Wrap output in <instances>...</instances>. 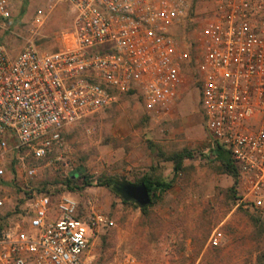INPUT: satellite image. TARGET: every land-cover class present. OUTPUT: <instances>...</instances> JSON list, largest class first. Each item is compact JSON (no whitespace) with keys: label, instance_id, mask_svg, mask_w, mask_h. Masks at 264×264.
<instances>
[{"label":"built area","instance_id":"1","mask_svg":"<svg viewBox=\"0 0 264 264\" xmlns=\"http://www.w3.org/2000/svg\"><path fill=\"white\" fill-rule=\"evenodd\" d=\"M13 1L0 0V29L10 33ZM65 1L72 21L58 49L37 44L47 17L39 8L28 36L13 33L24 42L16 55L0 39V175L9 154L24 166L29 153L44 158L65 128L122 94L138 92L148 111L168 108L194 61L206 131L236 167V205L264 212V0H214L196 23V56L175 35L192 24L189 0ZM35 172L25 166V176ZM25 193L26 205L9 208L19 218L0 226V264H88L92 236L115 226L92 198ZM223 238L214 228L208 243Z\"/></svg>","mask_w":264,"mask_h":264},{"label":"rangeland","instance_id":"2","mask_svg":"<svg viewBox=\"0 0 264 264\" xmlns=\"http://www.w3.org/2000/svg\"><path fill=\"white\" fill-rule=\"evenodd\" d=\"M189 2L192 24L176 30L175 35L190 43L192 56H196V23L212 15L214 0ZM38 8L45 10L47 17L37 44L41 50L59 48V33L71 26L69 4L65 0H14L7 23L12 33L0 29V39L10 54L18 53L24 44L13 33L28 36ZM194 64L184 65V82L168 108L148 111L138 92L122 94L117 102L65 128L44 158L27 154L25 166L36 170L32 177L25 176V166L9 154L0 175V198H5L0 213L10 211L13 205H26L27 189L34 193L41 189L52 196L70 192L81 205L94 199L96 209L114 220L115 226L104 230L108 260L117 255L120 264H264V212L236 205L234 178L209 156L214 143L203 122ZM158 151L166 155L185 151L189 156L174 176L173 163L158 157ZM12 158L15 173L10 167ZM74 169L90 179L106 175L127 183L152 172L172 180V187L143 215L134 203H124L103 186L64 188L63 181ZM77 185L82 186V179ZM8 216L9 220L19 218L14 213ZM214 228L224 237L218 247L208 243ZM95 236V264H99V233L92 238Z\"/></svg>","mask_w":264,"mask_h":264},{"label":"trees","instance_id":"3","mask_svg":"<svg viewBox=\"0 0 264 264\" xmlns=\"http://www.w3.org/2000/svg\"><path fill=\"white\" fill-rule=\"evenodd\" d=\"M156 155L158 157L162 156L164 160H170L173 163V175L176 176L182 170L183 160L186 156H189V153L185 151H179V152H174V153L166 155L165 153L158 151ZM209 156H212L214 160L220 163V168L224 173L234 178V182L236 186V183H237L236 167L230 157L229 150L224 148L219 143H214ZM13 165H14V161L12 159L10 162V167H11V171L15 173ZM79 179L80 180L82 179V186L77 185V180ZM63 183H64L63 187L68 188L69 190H73L74 188L80 189L83 186H91L92 184L103 186L105 188H108L118 197H120V199L124 203H134V205L139 208V210L141 211V214L143 215L146 214V212L152 205H154V203L160 197V195L164 194L172 187V180H165L161 178L159 175H157L156 173H152V172L143 174L142 176L137 178L135 184L141 183L147 187L151 195L150 197L151 201L149 204L145 206H140L135 201L128 199L121 192L120 185H122L123 183H127V182H119L117 181L116 178L111 177V176L100 175L96 179H90V177H88L87 174L80 172L78 169H74L67 175ZM233 187L234 185L231 187L230 189L231 191H234ZM40 190H38V192H42ZM47 192L48 191H46L45 193ZM10 214H11V211H7L3 215H0V226H2L8 221V217H9L8 215ZM258 220L259 219H257V221Z\"/></svg>","mask_w":264,"mask_h":264},{"label":"crops","instance_id":"4","mask_svg":"<svg viewBox=\"0 0 264 264\" xmlns=\"http://www.w3.org/2000/svg\"><path fill=\"white\" fill-rule=\"evenodd\" d=\"M16 54L11 53V55H16ZM104 238H105V231L104 232L99 231V264H120V262L117 260L118 259L117 255L111 256L108 260V258H107L108 253L103 248L104 247L103 246ZM97 242H98L97 236H95L94 239L92 238L91 247H90V250H89L88 255L86 257V261L88 264H93V263L95 264V259L98 257V252H97L96 247H95V244L96 245L98 244ZM113 258L115 259V262L112 260Z\"/></svg>","mask_w":264,"mask_h":264},{"label":"water","instance_id":"5","mask_svg":"<svg viewBox=\"0 0 264 264\" xmlns=\"http://www.w3.org/2000/svg\"><path fill=\"white\" fill-rule=\"evenodd\" d=\"M121 192L128 198L135 201L140 206L150 203L151 195L144 184L123 183L120 185Z\"/></svg>","mask_w":264,"mask_h":264}]
</instances>
